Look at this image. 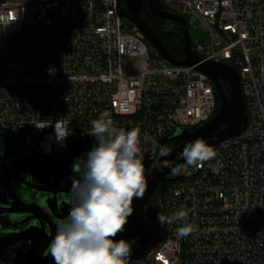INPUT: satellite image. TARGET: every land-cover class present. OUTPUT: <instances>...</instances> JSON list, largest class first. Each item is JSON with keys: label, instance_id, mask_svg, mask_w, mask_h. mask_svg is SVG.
I'll return each mask as SVG.
<instances>
[{"label": "built area", "instance_id": "obj_1", "mask_svg": "<svg viewBox=\"0 0 264 264\" xmlns=\"http://www.w3.org/2000/svg\"><path fill=\"white\" fill-rule=\"evenodd\" d=\"M159 2L185 17L191 48L202 61L236 69L248 121L212 146L213 160L180 163L164 181L163 216L184 207L192 233L177 239L179 222L164 223L159 239L128 262L264 264V0ZM124 5L0 0V133L13 139L9 166L45 160L64 187L76 177L75 158L93 147L85 132L103 111L118 127L140 130L143 155L152 141L217 111L215 83L196 65H174L157 50L149 53ZM29 250L25 240L5 245L0 264H27Z\"/></svg>", "mask_w": 264, "mask_h": 264}, {"label": "water", "instance_id": "obj_2", "mask_svg": "<svg viewBox=\"0 0 264 264\" xmlns=\"http://www.w3.org/2000/svg\"><path fill=\"white\" fill-rule=\"evenodd\" d=\"M145 1L148 2L150 14L174 21L182 26L184 43L182 59H175L167 52L145 17L141 16L140 11ZM124 2L129 11L128 18L139 27L146 41L171 64L196 65L197 70L206 74L215 83L219 98L217 111L207 121L192 127H177L158 143L171 150L169 159L173 161V167L166 168L163 172L149 169L147 172L148 186L144 197L133 200L134 212L129 217L124 231L116 237L132 242L130 260L142 256L163 233L164 224L156 220L157 213L163 215L160 185L166 181L168 174L172 173L180 163L185 162L177 159V153L182 151L187 143L197 138L206 139L213 146L222 139L240 133L247 124L248 114L238 72L228 64L210 60L202 61V57L191 48L188 26L183 15L154 6L153 0H124ZM221 80L229 86L228 92L223 90ZM10 138L11 143L7 150L0 152V227L2 223H6L11 228H0V248L19 240H25L30 247L27 264H56L49 248L55 235L56 221L65 218L71 207L70 188L76 177L71 178L66 186L60 187L56 171L51 165L49 166L52 175L43 183L20 177L14 167L9 166L5 160L13 146V139ZM153 159L154 153L150 149L144 154L146 168ZM31 161V158L26 161L27 167ZM13 179H18L30 188L33 191L31 196L27 193L13 191V186H11ZM4 195H7L8 201L3 200Z\"/></svg>", "mask_w": 264, "mask_h": 264}, {"label": "clouds", "instance_id": "obj_3", "mask_svg": "<svg viewBox=\"0 0 264 264\" xmlns=\"http://www.w3.org/2000/svg\"><path fill=\"white\" fill-rule=\"evenodd\" d=\"M91 123L85 133L95 143L74 160L71 207L65 218L56 221L49 252L56 264H128L132 242L116 237L134 212L133 200L144 197L148 170L163 172L173 167L171 150L152 141L154 159L146 168L139 129L118 127L108 111ZM215 157L217 152L201 138L177 153V159L189 166L203 165ZM156 220L160 224L179 222L177 239L194 230L184 207L167 218L157 213Z\"/></svg>", "mask_w": 264, "mask_h": 264}, {"label": "trees", "instance_id": "obj_4", "mask_svg": "<svg viewBox=\"0 0 264 264\" xmlns=\"http://www.w3.org/2000/svg\"><path fill=\"white\" fill-rule=\"evenodd\" d=\"M153 3L156 6H159L164 9H168V7H166L163 3L159 2V0H153ZM140 14L141 16L145 17V19L151 26L153 32L160 39V41L162 42L167 52L175 59H182L184 57L182 26L179 23H176L173 21L174 29L166 30L165 20H168V19L153 16L152 14H150L149 9L144 4L142 6ZM220 83H221L223 90L225 92H228L229 86L222 80L220 81ZM33 169L37 171V166L34 165ZM165 182L162 183L160 186H164L166 184Z\"/></svg>", "mask_w": 264, "mask_h": 264}, {"label": "flooded vegetation", "instance_id": "obj_5", "mask_svg": "<svg viewBox=\"0 0 264 264\" xmlns=\"http://www.w3.org/2000/svg\"><path fill=\"white\" fill-rule=\"evenodd\" d=\"M0 143H2V147L0 148V152H4L7 150V148H4V144H8L10 145L11 143V136L6 134V133H0ZM36 165L37 166V171L33 169V166ZM15 172L22 178L25 179H31L33 182L36 183H43L45 182L47 179H49L52 175V171L50 170V168L47 166L46 163L43 162H36V161H32L29 163V167L26 166V162L25 163H21L19 165V167L17 166L14 167ZM35 171V172H34ZM11 186H13V191L15 190L18 193H27L31 196V192H33L30 188H28L27 186L23 185L22 182H20L18 179L12 180V184ZM162 190H163V186ZM12 191V190H11ZM3 200L8 201L7 195L2 196ZM2 229H7V228H11L8 224L6 223H2L1 227Z\"/></svg>", "mask_w": 264, "mask_h": 264}, {"label": "rangeland", "instance_id": "obj_6", "mask_svg": "<svg viewBox=\"0 0 264 264\" xmlns=\"http://www.w3.org/2000/svg\"><path fill=\"white\" fill-rule=\"evenodd\" d=\"M124 10H126L127 12H129L126 4L124 5ZM165 28H166V30H173L174 29V23H173V21H171V20H165ZM191 35H192V37H195L196 36V34L194 33V31L192 29H191ZM197 35H200V34H197ZM200 39H201V35H200ZM147 46H148L149 53L153 54V53L156 52V48L154 46H152L148 41H147ZM1 147H2V143H0V148ZM175 174H176V171L168 174L167 177L168 178L174 177ZM128 264H130V263L128 262Z\"/></svg>", "mask_w": 264, "mask_h": 264}]
</instances>
